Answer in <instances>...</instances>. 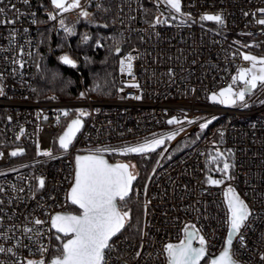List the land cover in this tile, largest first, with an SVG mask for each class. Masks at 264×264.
<instances>
[{
  "label": "built area",
  "instance_id": "built-area-1",
  "mask_svg": "<svg viewBox=\"0 0 264 264\" xmlns=\"http://www.w3.org/2000/svg\"><path fill=\"white\" fill-rule=\"evenodd\" d=\"M100 1L79 0V4L88 12L91 5ZM12 5L26 15L17 17L14 24L0 23V74L4 77V95H0V153H3L0 187L5 189L0 192V217L3 218L0 232L10 225L29 223L32 217L47 220L44 212H73V205L66 196L76 154L89 148L116 147L144 140L174 125L167 121L175 115L184 126L177 139L192 133L198 134L199 139L171 157H168V151L165 152L155 166L156 172L149 174L151 179L148 176L135 186L134 197L143 208V186L148 184L147 196L151 203L147 217L143 210L142 223L144 226L150 222L145 228L148 235L142 238L141 234L137 237L122 232L117 234L113 241L115 250L108 253L107 264H166L163 245L177 242L182 236L181 229L189 221L201 228L202 234L215 246L210 251L218 252L223 238L227 237V228L223 224V189L226 185L204 183L206 174L217 178L210 159L216 147L234 149L235 168L231 174L235 180L231 183L256 211L249 221L250 227L243 230L247 246L240 248L234 237L235 258L241 264H261L260 253L264 252V105L257 101L264 100V94L257 90L249 94L247 109L218 104L208 96L230 85L238 91L243 83L239 79L233 80V76H238L240 68L251 67L243 54H264V24L259 23L264 20V14L259 11L264 8V0H182V10L190 12L195 23L180 27L177 22L158 25L155 32H159V36L149 27V22L157 15V6L152 0H114L115 30L118 35L123 32V40L129 44L123 55L131 51L136 57L133 73L141 88L132 87L131 76L119 70L117 89L123 91H117L115 96L96 98L87 92L80 75L81 92L86 91L87 96L55 100L32 97L39 32L45 24H54L55 32H58L61 29L59 19L79 15L81 9H70L58 15L51 0H28L27 4L23 0H0V7L7 10V16L0 15V21H11L15 17ZM158 8L160 13L168 11L164 3ZM49 12L54 16L51 21ZM205 12L221 13L224 24L200 21V15ZM43 14H47V22L43 21ZM33 19L37 23H32ZM14 60H23V67L14 64ZM169 67L174 70L171 79L167 72ZM192 88H195L194 92ZM135 95L143 98L135 100ZM76 108L86 109L90 115L83 118V134L78 133L70 150L64 151L59 148L58 138L64 130L66 117L59 109H71L69 115L75 117ZM97 108L100 111H96ZM184 116L194 122L188 124ZM212 116L217 119L201 130L199 124L203 118ZM220 130L225 132L222 142ZM177 139L170 145L173 146ZM37 145L41 153L51 149L54 158L38 155ZM17 148H23L24 152L12 157L10 152ZM105 154L116 156L118 161L122 155ZM39 176L45 177L46 185L42 189L37 188L35 178ZM13 185L16 191L12 190ZM20 235L17 228L15 236ZM14 242L0 240V244L6 246ZM49 242L53 246L58 243L55 230L49 233L45 224L43 243L47 246ZM24 243L29 241L25 239ZM38 244L31 246L35 249ZM16 251L27 258H39L38 254L30 256L27 249ZM136 251L142 252L140 257L135 256ZM52 254L50 249L49 257ZM18 258L0 253V264H13Z\"/></svg>",
  "mask_w": 264,
  "mask_h": 264
},
{
  "label": "snow or ice",
  "instance_id": "snow-or-ice-1",
  "mask_svg": "<svg viewBox=\"0 0 264 264\" xmlns=\"http://www.w3.org/2000/svg\"><path fill=\"white\" fill-rule=\"evenodd\" d=\"M25 4L28 0H23ZM60 13L67 11L68 9L80 8L79 15L92 23L90 13L84 10L79 4V0H71L70 3L65 4V0H51ZM157 6V15L149 22V27L153 29L154 34L159 36V32H155V28L162 24H172L177 22V27L190 25L195 23L190 12L182 10V0H152ZM164 3L168 11L166 13H160L158 6ZM97 7H100L98 4ZM12 11L15 13V17L11 20L0 21L4 24H14L16 18L22 14L14 5L11 6ZM145 12L147 9H143ZM261 14H264V8L259 9ZM0 15L7 16V10L0 7ZM34 15V14H33ZM247 15V13H245ZM48 19L51 21L54 19L53 13H48ZM200 21H216L218 24H224L223 15L219 12L208 13L205 12L200 15ZM32 23H37L36 19L32 20ZM264 24V20L259 21ZM59 27L62 28L66 34H73L75 32L74 26H67L64 19H59ZM105 28L108 25H104ZM15 30L13 29V32ZM25 32L28 29H24ZM120 39L115 36L113 39V46L110 51L114 50L115 53H121V45L123 43L124 33L119 34ZM11 39V36L9 37ZM90 39V34L85 32L81 34L80 43H87ZM141 39H143L141 37ZM95 44L101 45V38L97 36L95 38ZM138 51V50H137ZM23 49L21 48V53ZM30 55V54H29ZM59 60L63 61L66 65L76 67L77 61L70 58L69 55H61ZM136 59L129 51L126 55H122L119 60V67L121 73H127L132 78V87L137 89L141 88V85L136 81L133 73V61ZM243 59L251 63L249 68H240L238 70V76H233V80L239 79L243 83V86L238 91H234L230 85L228 87L220 88L218 92H211L208 96L209 100L218 101L223 105H239L242 108H249L250 100L249 94H253L254 90L264 94V57H257L249 53L243 54ZM84 62L90 63L88 56L84 57ZM13 63H19L21 67L24 65L23 60H14ZM195 63V61H192ZM39 67V65H37ZM16 69L13 68L15 74ZM169 78L174 76V70L169 67ZM21 75H23L21 73ZM59 73H53V78L58 76ZM110 75V74H109ZM3 74H0V95H4ZM71 81H69L70 83ZM100 91L101 85L94 84L92 89L88 91ZM118 92H122L123 89H117ZM142 91V90H141ZM191 91H195L192 88ZM86 91L79 93L80 97L87 96ZM104 95L110 94L107 91L103 92ZM135 100H141L142 95H135ZM50 99H57L56 96L50 97ZM264 105V100L257 101ZM100 111L99 108L95 109ZM71 109H59V112L64 117L69 116ZM75 118L71 119L67 126L64 128L62 134L59 136V148L64 151L70 150L73 145V141L77 138L78 133H82V128L85 124L84 117H88L90 113L83 108H76ZM47 117H45L46 119ZM11 117H9V120ZM59 117L57 122L59 123ZM184 121L188 124H192L194 121L184 116ZM199 119V118H198ZM216 116L209 118H203V122L199 124L201 130L207 128L210 123L216 120ZM167 123L177 124L179 127L173 131L167 133L152 134V138H145L143 141H137L132 144H125L122 146H99L95 148L85 149L83 154H76L74 157V168L71 180V186L67 192V200L71 201V204L78 206L75 212L68 211H56L54 213L44 212V215L48 217L47 220H41L39 217H32L29 223H25L20 226L10 225L9 228L3 232H0V240L15 241L11 245L0 244V253L11 254L14 258L13 264H107V256L110 251L115 250L113 243L117 234L121 233L128 224L131 223V210H124L126 201L130 199V192L133 190V181L137 179L136 173L130 171L133 165L119 162L110 163L106 159L105 153H122V154H141L147 155L155 151L159 146L165 144L166 140H172L179 132L184 131L183 124L177 116L173 115L168 119ZM255 128V124L252 125ZM23 131V128H21ZM225 135L224 130L219 131L221 142ZM19 139V137H17ZM199 139V136H197ZM195 143V141H193ZM215 143V142H214ZM23 148H17L10 152L12 157L22 154ZM37 154L44 155L46 157H53L51 149H45L41 153L39 145H37ZM165 153H161L164 155ZM234 149L219 147L215 148V154L210 156V159L215 161L217 168L215 171L220 173L219 178H214L212 175H205V181L207 185L221 186L226 185L223 189V204L225 207V218L223 224L227 228V237L223 238L222 247L218 252L210 251L214 248L211 245L205 235L202 234V229L198 228L195 223L186 222L181 229L182 236L177 242H167L163 245V254L166 257V264H241V261L237 260L234 255V248L238 243L240 248L247 246L246 236L243 234L245 228H249V221L256 211L241 197V194L233 186L231 181L235 180V176L231 174V170L235 168L234 162ZM3 153H0V157ZM222 162V167L219 166ZM159 164V161H157ZM26 167V165L24 166ZM16 171V169H11ZM152 172H156V168L152 169ZM38 181L37 188L42 189L45 187V177L39 176L35 178ZM150 180L151 177L149 176ZM227 182V184H226ZM30 190H31V186ZM12 190L16 191L15 185L12 186ZM205 192L207 189H203ZM5 189L0 187V192H4ZM19 191H23L20 189ZM148 184L143 186V194L145 197L143 203L144 215L147 217L148 209L151 201L147 196ZM139 195V192L137 193ZM2 203V201H0ZM199 214V209H197ZM199 218V215H198ZM3 218L0 217V220ZM11 219V217H9ZM28 221V217H25ZM146 222L144 226L139 227L141 237H146L148 232L145 228L148 227ZM31 224V226H29ZM45 224L48 225V232L55 230V239L57 245L50 244L45 246L43 243V236L45 233ZM17 228L20 230L21 235L15 236ZM12 235H9V233ZM234 237H236V243H234ZM29 241L28 244L24 243V240ZM51 236H49V240ZM39 242L38 246L33 249L32 244ZM144 247L143 239L140 242V248ZM27 249L30 256L39 255V258H27L22 256L16 249ZM54 253L49 257V250ZM141 251H136L135 256L140 257ZM261 264H264V252L260 253Z\"/></svg>",
  "mask_w": 264,
  "mask_h": 264
},
{
  "label": "trees",
  "instance_id": "trees-1",
  "mask_svg": "<svg viewBox=\"0 0 264 264\" xmlns=\"http://www.w3.org/2000/svg\"><path fill=\"white\" fill-rule=\"evenodd\" d=\"M100 7H97V5ZM92 23L80 15L63 17L67 26H74L73 34H66L61 28L55 32L54 24H45L39 32L38 52L36 60L35 81L32 97L38 99H47L56 96L60 99L76 98L82 90L80 75L84 78L83 83L87 92L93 97H111L117 93L119 86V60L129 44L123 40L121 53L110 51L113 46L112 37L120 39L116 33L114 24V0H101L88 9ZM78 17V18H77ZM43 21L47 22V14H43ZM104 25H108L107 28ZM89 33L90 39L87 43H80L81 34ZM101 38V45L95 44V38ZM52 50V54L50 51ZM67 54L77 61L76 67H66L60 61L61 55ZM90 58V63L84 62V57ZM39 65V67H37ZM53 73H59L53 78ZM110 74V75H109ZM69 81H71L69 83ZM100 84V91H88L94 87V84ZM107 91L110 94L104 95ZM73 114L66 117L62 129L73 118ZM159 151H153L147 155L141 154H123L119 161L132 160L139 169L137 179L133 183L130 199L126 201L124 210L130 209L131 223L122 230L131 237L140 235L139 227L143 223V208L134 197V188L136 185L143 183L155 165ZM112 162H117L116 156H109ZM222 167V162L220 165ZM217 164L215 161L211 164V169L215 170ZM216 177L220 173L216 171ZM77 208L71 207L75 212Z\"/></svg>",
  "mask_w": 264,
  "mask_h": 264
},
{
  "label": "rangeland",
  "instance_id": "rangeland-1",
  "mask_svg": "<svg viewBox=\"0 0 264 264\" xmlns=\"http://www.w3.org/2000/svg\"><path fill=\"white\" fill-rule=\"evenodd\" d=\"M67 3H70V2H67ZM67 3H66V5H67ZM55 8H56V7H55ZM69 10H70V9H68L67 11H65V12H63V13H60L59 10L56 8V12L58 13V15L65 14V13L68 12ZM77 18H78V17H77ZM59 30H61V29H59ZM249 54H251V55H255V56H257V57H264V54H261V53H249ZM96 98H100V97H96ZM211 101H212V100H211ZM212 102H216V103L220 104L218 101H212ZM222 105H223V104H222ZM227 106L232 107V105H227ZM178 127H179V125L174 124V125H172V126H168V127H166V128L163 129L161 132H158V133H155V134H159V133H167V132H169V131H173V130L177 129ZM183 127H184V126H183ZM181 133H182V132H179L178 135H176V136H175L172 140H170V141L166 140L165 144L159 146V147L155 150V151H159V153H160V154H159V157H158V159H157V161H159V160L161 159V157H162L161 153H162V152L165 153V152L168 151V152H169V154H168L169 156H168V157H171L172 155L179 153V152L182 151L185 147H187V146H189L190 144H192L193 141H196V140H197V136H198V134H195V133H192V134H189V135H183V136H181L180 138L177 139V137H178ZM147 138H152V135L149 136V137H147ZM174 139H177V140L175 141V143L173 144V146H171L170 144H171V142H172ZM141 141H143V140H141ZM122 155H123V154H122ZM121 157H122V156H121ZM157 161H156L155 165L153 166V168L156 166ZM119 162H120V161H119ZM121 162H123V163H127V164H129V165H133L134 167H131V168H130V171H132L133 173L138 174L139 169L137 168V165H136L135 162H133L132 160H129L128 162H126V161H121ZM153 168H152V169H153ZM152 169L150 170V173H151ZM150 173H149V174H150ZM149 174H148V176H149Z\"/></svg>",
  "mask_w": 264,
  "mask_h": 264
},
{
  "label": "water",
  "instance_id": "water-1",
  "mask_svg": "<svg viewBox=\"0 0 264 264\" xmlns=\"http://www.w3.org/2000/svg\"><path fill=\"white\" fill-rule=\"evenodd\" d=\"M67 2H69V0H65V4L67 3ZM55 7V6H54ZM121 51H122V48H121ZM70 57V56H69ZM71 58V57H70ZM61 63L64 65V66H66V67H71V68H73L71 65H66V64H64L63 63V61H61ZM75 118V117H74ZM73 119V118H72ZM62 134V133H61ZM60 134V135H61ZM58 144H59V141H58ZM78 154H83V153H78ZM105 156H106V159H108L109 160V162L110 163H114V162H112L111 160H110V158L105 154ZM121 162V161H120ZM116 163V162H115ZM135 181V180H134ZM134 181H133V183H134ZM131 193V192H130ZM70 203H71V201H70ZM74 206V205H73ZM76 208H78V206H75Z\"/></svg>",
  "mask_w": 264,
  "mask_h": 264
},
{
  "label": "bare ground",
  "instance_id": "bare-ground-1",
  "mask_svg": "<svg viewBox=\"0 0 264 264\" xmlns=\"http://www.w3.org/2000/svg\"><path fill=\"white\" fill-rule=\"evenodd\" d=\"M63 132V131H62Z\"/></svg>",
  "mask_w": 264,
  "mask_h": 264
}]
</instances>
